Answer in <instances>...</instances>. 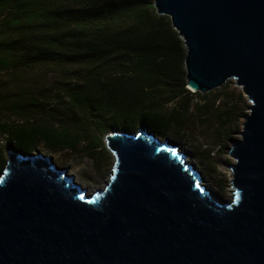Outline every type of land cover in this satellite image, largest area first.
<instances>
[{"label": "water", "instance_id": "obj_1", "mask_svg": "<svg viewBox=\"0 0 264 264\" xmlns=\"http://www.w3.org/2000/svg\"><path fill=\"white\" fill-rule=\"evenodd\" d=\"M153 5L183 40L187 88L233 80L250 101L229 149L232 198L147 126L105 135L115 161L94 192L52 155L13 146L0 173V264H264V0Z\"/></svg>", "mask_w": 264, "mask_h": 264}, {"label": "trees", "instance_id": "obj_2", "mask_svg": "<svg viewBox=\"0 0 264 264\" xmlns=\"http://www.w3.org/2000/svg\"><path fill=\"white\" fill-rule=\"evenodd\" d=\"M153 2L0 0V73L20 80L42 66L47 73L75 70L82 76L59 88L67 99L66 125L18 119L15 125L1 123L0 133L26 152L41 143L51 151H75L82 143L98 149L109 130H133L136 123L153 131L182 128L193 106L202 121L219 116L218 94L210 103L187 88L183 40ZM6 98L12 114L24 115L25 99ZM39 101L31 97L44 109L50 104ZM49 111L55 115L59 109Z\"/></svg>", "mask_w": 264, "mask_h": 264}, {"label": "rangeland", "instance_id": "obj_3", "mask_svg": "<svg viewBox=\"0 0 264 264\" xmlns=\"http://www.w3.org/2000/svg\"><path fill=\"white\" fill-rule=\"evenodd\" d=\"M28 73L20 80L14 79L11 72L0 73V124L15 125L18 119H23L25 124L50 119L59 126L66 125V116L63 111L67 99L59 88L62 83L80 82L81 74L75 70L69 73L60 71L47 73L42 66ZM196 94L207 97L210 103L218 94L220 98L218 102H215V108L218 109L219 116L202 121L193 106L182 128L172 125L165 131H154V133L161 140L168 138L178 144L180 150L187 154L188 161L194 163L199 169L205 183L216 193H220L223 201L230 200L233 193L228 195L227 187L231 182L227 170L231 169L230 165L235 162V159L229 154V149L233 140L241 137L238 132L242 129L245 115L249 113L250 101L233 80L204 94L199 91ZM18 96L27 101V106L21 111L24 114L22 116L12 114L8 108L9 103L6 102V97L14 100ZM33 96L40 100L39 103L41 101L50 103L47 109L42 108L41 104H32ZM197 99L198 97L193 100L194 105ZM51 108H58V114L52 115V111H49ZM165 109L169 110V106L165 105ZM224 111H228V115L221 117L220 114ZM140 126L147 125L136 123V129L126 130L135 132ZM148 129L153 131L149 127ZM105 135L98 149H88L86 144L82 143L75 151H51L41 143L31 152L40 151L46 155H52L58 167L68 166L69 173L73 172L75 178L78 177L80 181L88 185H100L96 189L98 190L103 188L109 180L115 160L111 148L106 143ZM13 146L16 147L15 141L9 135L0 133V173L6 167L7 153ZM89 192L94 191L89 190Z\"/></svg>", "mask_w": 264, "mask_h": 264}, {"label": "bare ground", "instance_id": "obj_4", "mask_svg": "<svg viewBox=\"0 0 264 264\" xmlns=\"http://www.w3.org/2000/svg\"><path fill=\"white\" fill-rule=\"evenodd\" d=\"M189 87V86H188ZM191 89V88H190ZM193 90V89H192ZM198 92V91H197ZM165 140V139H164ZM163 141V140H162ZM180 149V148H179ZM181 151V150H180ZM35 154V153H34ZM186 160L188 161L189 159L188 158H186ZM115 161V160H114ZM189 163H190V161H188ZM194 164V163H193ZM59 168H61V167H59ZM227 172H228V175H229V177H230V182H231V180H232V174H233V171L231 170V169H229V170H227ZM70 173H73V172H70ZM112 173V172H111ZM111 175V174H110ZM202 177V180H203V183L206 185V186H208L207 185V183H205L206 181H204V178H203V176H201ZM75 180L78 182V183H80L83 187H88V190H90V191H95L97 188H99L100 187V185H91V184H87V183H85V182H82V181H80L79 180V178L78 177H76L75 178ZM109 181V180H108ZM209 188H211L210 186H208ZM212 189V188H211ZM227 191H228V195H230L231 194V192L233 191V187H232V183H230L229 185H228V187H227ZM216 195L219 197V198H221L222 199V195L220 194V193H216Z\"/></svg>", "mask_w": 264, "mask_h": 264}]
</instances>
